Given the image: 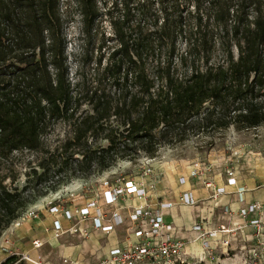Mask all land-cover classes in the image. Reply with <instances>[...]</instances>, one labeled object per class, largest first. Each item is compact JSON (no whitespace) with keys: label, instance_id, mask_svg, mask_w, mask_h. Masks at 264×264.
Segmentation results:
<instances>
[{"label":"trees","instance_id":"obj_1","mask_svg":"<svg viewBox=\"0 0 264 264\" xmlns=\"http://www.w3.org/2000/svg\"><path fill=\"white\" fill-rule=\"evenodd\" d=\"M74 1L84 22L98 17V0ZM111 3L124 6L122 22L113 20L117 44L83 97L90 111L74 118L80 94L67 78L60 0H0V163L39 150L56 121L74 119L71 138L47 152L21 188L0 178V237L28 204L73 178L153 158L200 134L264 125V0ZM143 15L153 17V30L124 23Z\"/></svg>","mask_w":264,"mask_h":264},{"label":"rangeland","instance_id":"obj_2","mask_svg":"<svg viewBox=\"0 0 264 264\" xmlns=\"http://www.w3.org/2000/svg\"><path fill=\"white\" fill-rule=\"evenodd\" d=\"M111 1L98 0L96 7L99 15L92 23H87L83 21L79 6L74 0H60V12L62 13L64 21L63 36L65 41L64 54L66 56L67 78L75 92L80 94L79 101L74 104V118L90 111V105L83 102V97L95 85L98 72L104 67L108 54L117 44L113 20L117 24H120L125 13L124 6L121 4L114 6ZM154 7L157 8L158 4H155ZM108 9L112 12L111 16L105 14V11ZM130 14L131 12H129L127 17ZM153 21V17L146 19L144 15L141 19L138 16H132V20L130 21L124 19V23L130 28H134L135 26H149L150 22ZM149 28V30H153V27L149 26ZM158 48L164 51L165 45L161 43V46H158ZM184 50V42H179L177 51L181 53ZM234 51L236 52V49ZM100 86L106 91L111 88L110 84L106 81L101 82ZM73 129L74 119H60L56 121L47 134L43 136V144L39 150H17L7 160H3L0 163V178H3L4 183L7 185L21 188L25 184L27 174L31 172L32 168H37V164L41 158L47 156V152L61 151V146L71 138ZM101 144L105 146L107 142L104 141ZM237 150H239V155L233 154ZM75 156L77 157L78 155ZM145 157L142 156L135 161L120 160L111 168L101 173L94 172L87 178L95 180L100 177H105L111 180L119 176H128L134 180L136 178L141 179L142 174L139 165ZM223 157L225 159H233L236 171H241V175H244L243 177H251L253 173L256 174L255 166L257 162H260L261 165L259 164V166L264 168V125L242 130L237 129L235 126H230L224 130L209 134H200L191 137L179 145L163 146L159 149L155 157L147 158L152 160V164L155 167V175L152 181L157 182L168 178L172 181L175 168L176 171H182L181 168L188 166L192 160L197 159L204 160L205 162H213L214 158ZM157 168L166 169L169 174H161L157 171ZM78 179L81 178H73L68 183L61 184L55 191H49L46 195L36 198L35 202L28 204L23 212L38 209L40 211H46L47 202L55 198L54 195H56V192L63 194L61 198H64L67 195L65 192L61 193L63 187ZM257 185L259 184L257 183ZM92 188V186H89V189ZM206 210L207 213L211 214L208 209ZM212 213L214 214V211ZM39 217H41V214ZM11 224L13 225L14 223L12 222ZM237 234L240 241L227 249L221 250L213 245L207 251L203 250L198 242L200 253L188 252L186 260L189 262L202 260L204 264H253L255 261L256 264H264V228L256 232L251 226L246 224L239 229ZM110 235L99 234L97 239H92L89 236V239H87L89 242L81 239V242H78L74 246L80 245L82 248L89 247L91 250H89V255L93 258L89 264H93L96 256L102 254L104 251H101L107 248ZM117 236L119 237V234ZM1 237L0 241L2 239ZM68 245V247H74L71 243ZM44 254L45 252H43ZM17 256L19 259L14 264H57L59 261L60 263L62 262L59 255H56V257L55 255L48 256L46 261H38L34 257L28 258L25 256L23 258L19 254Z\"/></svg>","mask_w":264,"mask_h":264},{"label":"built area","instance_id":"obj_3","mask_svg":"<svg viewBox=\"0 0 264 264\" xmlns=\"http://www.w3.org/2000/svg\"><path fill=\"white\" fill-rule=\"evenodd\" d=\"M233 154L239 155V150ZM223 164L228 165L223 169ZM186 177H178L180 185L185 184L188 178L199 180L209 189V211L211 220L201 214L202 201L191 190L180 192L178 203L193 210V224L189 232L196 235V240L203 250H210L213 245L219 249L231 248L240 241L237 232L243 225L251 226L259 232L264 228V205L258 201L244 203L243 193L245 186H237L235 191H229L228 186H236V169L231 158H217L213 162L192 160L188 164ZM142 174L141 180L136 182L128 176H119L111 180L105 179L100 183V192L103 204L97 199H90L80 206H73L56 197L47 202L49 213L58 218L52 220L53 237L58 239L62 235L78 236L82 240L89 239L91 232L111 234L117 228L123 227L129 220L131 223L124 231L133 237L125 238L122 244L110 246L102 254H98L93 264H184L188 252L186 245L188 238L183 235L185 229L165 220V211L173 207V202L157 201L152 203L150 192L155 189L154 167L152 160L145 157L139 165ZM226 176L225 182L215 185L208 174ZM93 187V183L89 184ZM69 195L72 194L69 192ZM133 198L135 204L129 206L127 219L122 214L120 201ZM233 199L239 203L236 213H233L231 204ZM236 216L227 219L226 216ZM211 215V214H210ZM39 210L23 212L13 223L18 225L21 220L39 218ZM60 218L68 221V227H63ZM32 245L39 248L42 243L34 240ZM254 251V250H253ZM11 254L16 253L12 252ZM256 255L255 253H253ZM25 258L24 255H22ZM63 264H77L76 260L61 257ZM256 262V261H255ZM253 264H256V263Z\"/></svg>","mask_w":264,"mask_h":264},{"label":"crops","instance_id":"obj_4","mask_svg":"<svg viewBox=\"0 0 264 264\" xmlns=\"http://www.w3.org/2000/svg\"><path fill=\"white\" fill-rule=\"evenodd\" d=\"M215 159L217 158H214V160ZM182 164H184V162H182ZM259 164L260 162H257V165L255 166L256 169L254 168L256 174L253 173V176L251 177H243L244 175H241V171H237V185L234 187H227L229 191H235L237 186H245L246 191L242 195L244 203L258 201L264 205V168L260 167ZM227 166V164H223L222 167L224 169ZM157 169V171L161 174H169L166 169ZM181 170L182 171H176L175 168V174L172 181H170L169 178L157 181L155 183V189L150 192V200L152 203H156L157 201L174 203L173 207L165 211L164 218L167 222H172L174 225L182 226L185 229V233H183V235L189 239L186 245V251L199 254L200 248L199 244H197L198 240H196V235L192 232L186 231L189 230L191 228V225L193 224V210L188 206L179 204L178 196L182 191L191 190L194 195L202 201L201 214L211 220L212 213L210 215V213L206 212V209L209 210V201L207 200V198L210 194V191L209 189L205 188L199 180H196L194 178H188L185 184L180 185L178 183V177L181 175H184L186 177L188 167H182ZM208 175L215 185H221L225 182V175H223L222 177L220 175H213L211 173ZM105 179V177H100L95 180L90 178H81L73 181L63 187L61 193L65 192L67 196L62 198V200L67 202V204L69 205L80 206L87 200L97 199L99 204L102 205L103 200L101 198L100 183ZM140 180L141 179L139 178L135 179L136 182H139ZM90 183H93L92 189H89ZM257 183L259 185H257ZM69 192L72 194V196L69 195ZM61 195L63 194H60V192H56V195H54V197H61ZM135 203L136 200L133 198H125L124 200L120 201L121 205L127 206L125 209H122V214L126 219L129 212L128 207ZM238 207L239 203L233 199L231 204L233 213H236ZM40 214L41 217L39 218L30 220L24 219L21 220L18 225L11 224L5 230V232H3V235L1 237L2 239L0 241L1 261L8 257L12 252L21 256L24 255L28 258L34 257V259L38 261H46L48 259V256L51 255H55V257L56 255H59V258L65 257L74 259L76 260L77 264H89L93 260V258H91V255H89V247L82 248L80 245L74 246L77 245L78 242H81V239L78 236L71 237L69 234H65L58 239L53 237L51 225L52 220L58 218L56 215L49 213L48 210L40 211ZM226 217L227 219H230L232 217V222L236 221V216L234 214ZM60 222L62 223L63 227H68L69 225L68 221L63 218H60ZM130 223L131 222L127 220L123 227H119L115 232L111 233L108 238L109 241L107 243V248H105L101 252H105L106 249L114 244H122L127 236L134 239V237L129 232L124 231L130 225ZM99 234L100 233L98 232H91L90 238L97 239ZM117 234H119V237L117 236ZM34 240L40 241L42 245L39 248H35L32 245V242ZM85 242L89 241L86 240ZM69 243H71L74 247H68ZM43 252H45L44 255ZM193 262H202V260ZM58 263L61 264L62 262L60 263L59 261Z\"/></svg>","mask_w":264,"mask_h":264},{"label":"bare ground","instance_id":"obj_5","mask_svg":"<svg viewBox=\"0 0 264 264\" xmlns=\"http://www.w3.org/2000/svg\"><path fill=\"white\" fill-rule=\"evenodd\" d=\"M162 164V163H161ZM153 167H154V164H153ZM155 168V167H154ZM198 244V243H197Z\"/></svg>","mask_w":264,"mask_h":264}]
</instances>
